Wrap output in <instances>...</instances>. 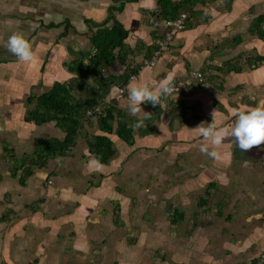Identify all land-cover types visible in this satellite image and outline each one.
<instances>
[{
    "label": "crops",
    "instance_id": "crops-1",
    "mask_svg": "<svg viewBox=\"0 0 264 264\" xmlns=\"http://www.w3.org/2000/svg\"><path fill=\"white\" fill-rule=\"evenodd\" d=\"M184 1L91 0L84 13L75 20L63 17L62 10L52 0H0V58L5 55L0 61V75L4 65H8L3 67L5 71L17 72L8 71L10 75L5 74L0 80V87L3 88L0 90V140L5 142L8 137L16 144L23 140L21 138L27 131H32L26 140H31L35 149L28 156L23 153L18 162L37 158L39 139L45 142L64 140L66 133L55 121L38 124L30 116V112L38 106L39 99L58 85L72 86L70 93L74 104L85 107L91 96L96 95L94 92L106 83L105 95L97 109L109 105L116 108L117 120L112 125L116 127L118 121L126 119L132 123L138 118L144 121L139 127L133 126L130 142H125L115 132H102L97 121L96 127L88 126L85 131L91 133L94 130V136L76 139L66 155L50 158L46 166L28 163L21 177L17 174V168L14 172L9 171V167L4 169L1 160L4 151L0 147V193L5 194L0 196V264H256L262 257L264 143L261 147L262 158L257 163L258 174L262 176L260 179L257 177V184L252 179L256 174L251 172L241 178L240 185L227 188L218 185L222 193L225 189L231 190L223 195L230 197L235 204V212H229V219L235 222L233 229L227 232L215 228L217 236L210 237L208 231L200 235L196 233L195 224H191V230L187 227L189 231L184 235L187 239L181 230L182 238L174 232L169 237L165 235L157 239L144 224L146 215L141 216L138 210L133 215L134 224L130 225L128 213L124 210L128 197L124 192H118L120 174L129 164L140 161V155H128L140 142L144 146L151 143V148L155 149L163 139L165 142L173 139V143H167L171 147L184 145L192 156L203 155L205 160L204 165L201 163L199 166L200 173L209 176L213 173L219 176L220 172L225 174V170L227 172L228 168H233L232 164L242 165L245 152L253 150L243 151L235 141L229 139L219 147L221 159L214 160L200 151V144L205 141L193 128L211 122L214 109H217V127H224L222 125L230 119H236L237 109L264 104V0H198L191 9L182 7ZM165 9L169 13L178 11L176 16L187 12L186 27L170 31L173 39L168 43V49L162 51L155 66H145V62L166 41L169 31L165 22L171 20L173 14L166 16ZM116 24L122 25L125 32L122 47L114 51L116 62L103 69L97 77L79 73L83 65H91L90 59L97 51L94 38ZM14 32L23 33L32 44L36 51L33 61H20L8 50L6 41ZM74 36L81 39L77 49L70 46ZM47 54L48 58L42 60V56ZM244 54L253 55L247 68L238 60ZM73 55L76 58L71 61ZM76 61L77 72L72 69ZM23 63L31 66L24 69ZM136 67L145 70L139 72V78H135L141 84L156 85L162 77L171 75L174 83L191 82V85L180 94L177 92V97L175 94L170 96L162 106L144 103L143 107L152 111L145 118L137 114L134 116L127 110V85L121 86L120 83ZM199 72L202 79L193 75ZM214 81L220 82L218 87ZM240 90H246L245 95ZM91 117L83 118L86 121ZM176 118L179 122L175 121ZM33 131L36 132L34 135ZM160 134L163 137L158 139ZM96 135L109 137L116 151L107 165L101 164L91 153L88 139ZM81 140L86 146L79 152ZM122 149L130 150L125 154L131 158L129 161L122 157ZM16 152L18 148L16 151L14 148L10 150L14 159L18 158ZM237 152L242 155H235ZM93 159L98 164L88 167V161ZM58 161H64L62 164L65 167H60L53 174V187L42 188L41 182L45 179L38 172L47 174L51 164ZM194 162L201 160L195 159ZM110 167L116 174L109 170ZM94 174L96 178L103 177L101 182L91 178ZM195 176L193 181H198ZM212 186L216 187L213 183ZM13 188L15 191H10ZM17 188L21 190L17 191ZM30 192L33 199L41 198L43 207L29 208L26 201L30 200ZM18 193L23 194L21 199ZM177 195L181 194L171 192L166 199H182ZM113 198L117 202L106 206L107 201ZM150 198L154 197L143 193L137 200L141 205L143 200ZM54 199L59 203L55 210H63L65 205L66 209L75 211L70 213L74 218L70 219L66 213L57 212L56 217L51 214L53 209L49 203ZM19 205L28 206L24 209V216ZM100 205L105 206L100 208ZM155 205L158 204L152 207ZM150 206L142 204L143 208L147 207L145 209ZM208 206L206 199L203 208ZM178 211L185 217L184 210L177 207L172 213L174 217H181L177 215ZM228 211L226 209V213ZM174 217L172 220L176 221ZM5 220L9 223L4 224ZM151 227L157 231L158 227L153 223ZM160 246L162 258L158 259L156 254L151 256L153 250ZM112 250L115 252L109 258Z\"/></svg>",
    "mask_w": 264,
    "mask_h": 264
},
{
    "label": "rangeland",
    "instance_id": "rangeland-1",
    "mask_svg": "<svg viewBox=\"0 0 264 264\" xmlns=\"http://www.w3.org/2000/svg\"><path fill=\"white\" fill-rule=\"evenodd\" d=\"M52 1H54L53 4H55L59 8V10H62L60 12L62 13L63 17H68V18L71 17L73 19L77 18L81 13H84V11L88 7L87 3L91 4V0L89 2H83V1H88V0H83V1L82 0H52ZM184 13H187V12H184ZM176 17L172 18L171 20H174ZM75 20H77V19H75ZM78 37L79 36H74V39L72 40V42L70 44L71 47H76V49H77V44L79 42H81V39ZM222 45H224V44H222ZM38 55H40V53H38ZM48 56H49L48 54L46 56H42V58H43L42 60L47 59ZM252 56H253L252 54H244L242 56V58L241 59L238 58V60L241 61L240 64L243 65V67L247 68L248 67L247 64H249L248 61L251 59ZM3 57L0 58L1 59L0 61L3 60ZM75 58H76V55H73L70 57V60L72 61V59H75ZM7 66L8 65L2 66V76L3 77L5 76V74L10 75V73H8V71H11V70L5 71L3 68V67L6 68ZM24 66L25 67H23V68L27 69V67H30L31 65L24 64ZM139 67H141V66H139ZM140 71L143 73V71H145V70L142 71V69H140ZM11 72L17 73L15 71H11ZM199 73H201V72H199ZM139 75H140V73H139ZM139 75H137V78H139ZM2 76L0 75V80L3 79ZM136 79H134V80H136ZM186 80H187V78L184 79V81H186ZM137 83H140V82L137 81ZM219 83L220 82L216 81L215 85L218 87ZM9 85H11V84H9ZM0 90H3V88L0 87ZM239 92L242 95H245L246 90H240ZM239 92L237 95L238 97L240 96ZM174 96L177 97L176 92H175ZM143 108L145 111L143 109H141V111L139 113H137L138 117L140 116L142 118H145L147 114L152 112V111H150V109L148 110V108L146 106H144ZM88 115L93 116V114L86 113L85 117H87ZM87 120H89V121L87 122ZM234 120L235 119H230L227 123L223 124L222 126H224L225 128H228L229 126H231L233 124ZM97 121H98V118H96V117H91V118L86 119V121H85L86 125H84L83 130H82V132H80L78 138L79 139H83V138L85 139L87 136H94L96 133V132H94V130H92L91 133H85V131L87 130V128H89L88 126L94 125L96 127ZM175 121L179 122L178 118H176ZM50 125H52V123ZM16 131H18V130H16ZM29 133H32V131H27V133L21 138L23 140H20V142L18 141V143H16V144L13 143L12 140H10L8 137H7V140H5V142H2L0 140V143H2V144H0V147L4 151L2 153V157H4V158L1 159L2 165L4 166V169L9 167V171L14 172V169L17 168V174L19 177H21L22 176L21 174H23V168L26 167V165H28V163H32V160L26 158L22 161V163L18 162L17 160L21 159V157L23 156V153H24V155L28 156L35 150L34 145L32 144L31 140H26ZM35 133L36 132L33 131V135ZM37 135L38 134H36V136ZM14 137H17V135H14ZM160 137H163V136L160 134L158 139ZM92 139H95V138L92 137ZM229 139H233V138L227 137L226 141ZM170 140L171 141L165 142V140L163 139L162 143H158L157 146L154 147L155 149L151 148L152 147L151 143L147 144L148 146H144L143 142H140L139 144H137V147H135L134 150L130 151V150L122 149V151H123L122 157L124 159H126L127 161H129L131 159V158H128V155L133 156L132 154H134V155H140L141 156V158L139 159L140 161L138 163H134L133 165L129 164V166L126 167L125 172H122V174H120V176L118 175L119 176L118 179L120 178V181H118L120 191H118V192H124L126 194V196L128 197V202H127V205L124 208V210L126 211V213H128V219H129L130 225L134 224L133 215H136L137 214L136 212L138 210L141 216L146 215L145 219L147 218V220L144 224H145L146 228L148 227L151 229L148 232L150 234L154 235L157 239L164 237L165 235H168V237H169V235L173 234L174 232L177 233V235H176L177 237L182 238L181 233H183V237L186 238L187 236H184V235H185V233H188V231H189V230H186V228L189 227V229L191 230L193 224H195V226H196V228H195V229H197L196 233L199 232L200 235H203L202 233L208 231L210 237H211V235L212 236L218 235V232L216 231L215 228H217L219 230L224 229L225 232H227L230 229L232 230L233 229L232 227H234L235 220L229 219V214H230L229 212H231V213L235 212V204H234L233 200L230 199V197L225 196L226 197L225 198L223 195V193H229L231 190L225 189L222 193L221 191H219L218 187L220 186L221 188H227V187H234L238 184L240 185V183L242 181L241 178H244L245 176H247L251 172H254L256 174L255 175L256 177L254 176V177H252V179L254 180L255 184H257L259 182L260 176H262V175L259 176L258 168H257V163L262 158V156H261L262 144L257 145V146H253L252 152H250V151L245 152L246 157H245V160L242 162V165L232 164L233 168H228L227 172L225 170V174L220 172L219 176L214 174V173L209 176L208 174L206 175V173H204V172L200 173L201 167H199V166L201 165V163L204 165V160H205L203 158V155L202 156H197V155L192 156L191 151L190 152L187 151L184 145H182V146H175L174 145L171 147V145L167 144V143H173L172 142L173 139H170ZM81 142L82 143L79 142V144H78L79 145V150H78L79 152H82V150L86 146V143L84 142V140H81ZM233 142H234V140H233ZM257 147H259L260 149H255ZM12 148H14L15 151L18 148V152H16V154L18 156L17 159H14L10 153V150H12ZM141 149H144L145 151H143ZM129 151L131 152V154H128ZM237 153L238 154H235V155H238V156L242 155L239 152H237ZM125 154H128V155H125ZM259 156H261V157H259ZM205 158L207 159L206 156H205ZM195 159L201 160V162H199V163L194 162ZM62 162H64V161H58V162H54V163L51 162L52 164L49 167L50 170L47 174H44L42 172H38V174L40 176L43 175V177L45 179V180H42V182H41L42 188L47 189V187H49V185L50 186L53 185V181H54L52 179L53 174L55 172H58V169H60V167H65V165L62 164ZM112 166H113V164H112ZM111 167L109 168V170L113 171V169ZM192 168H194L195 171H189L188 172V170H190ZM114 174H116V172H114ZM195 174H196L195 177H197L198 181H193V179H192ZM55 175H57V174H55ZM201 175H202V177H201ZM57 178H59V177H57ZM91 178H93L96 182H101L103 177L96 178V176L94 174L93 176H91ZM56 180H58V179H56ZM263 180H264V178L261 181H263ZM212 183L215 184L216 187H213ZM209 184H210V186H209ZM55 185H56V183H55ZM208 188H211L210 192L206 193ZM20 190H18V188H17V191H20ZM113 190H114V192L116 191L115 189H113ZM10 191H15V189L13 188V190H10ZM175 191H177L179 194H181V195H177V196H180L182 199H174L171 201L167 200L166 198L170 197L169 194L171 192H175ZM143 193H146V194L154 197L153 199L150 198V199L142 201L143 205L151 204V206L148 209H145L147 207L143 208L142 204L140 205V202L137 200L139 198L140 194H143ZM2 194L3 193H0V196H2ZM3 195H5V194H3ZM17 195H18V197H20L19 199H21L23 197L22 193H18ZM207 195H209V196H207ZM6 197L7 196H5L4 198H6ZM29 197H30L31 201L28 199L26 201V203L28 204L30 209H33V208H36L39 206L40 207L44 206V205H41V198L40 197H35L33 199V195L31 194V192H30ZM51 198H53V197H50V199ZM206 199H207V201H209V206L206 207V209H205L203 207H204V202ZM111 200H114V201H111ZM114 202H117V200L115 198L109 199L107 201L106 206H111L112 203H114ZM58 204L59 203L56 199L50 200L49 205L53 209V211H51V214H53L55 216V213L56 214L66 213V215H68V217L70 219L74 218L72 215H70V213L71 212L74 213L75 211L71 208L66 209L65 205L63 206V210H61V209H59L58 211L55 210L56 207L58 206ZM153 204H158V205H155V207H152ZM47 205L48 204H46V206ZM28 206H26V207L20 206L23 208V210H22V208L20 210L22 216L25 215L24 209L28 208ZM104 206L105 205H100V208H102ZM0 207H1V204H0ZM176 207L178 209L184 210V211H182V212H184V215L186 213V215H185V217H183V219H179V217L177 218L176 216L174 217V214H172ZM226 209L229 210L227 213H226ZM179 212L180 211H178L177 215L181 216V213H179ZM7 215H9V214L7 213ZM173 217L176 218L175 219L176 221H173L174 220ZM51 219L53 220L52 217H51ZM172 221L175 223H173ZM3 223L6 224L9 222H8V220H5V221H3ZM136 223H138V222H136ZM152 223L158 227L157 231L155 230V228L153 230V227H151ZM199 228H203L205 231H202ZM180 230H181V233L179 232ZM29 232H32V231H29ZM52 234L54 235L55 232H52ZM158 236H160V237H158ZM174 237H175V234H174ZM5 239H6V237H5ZM1 251H3V249ZM113 252H115V251L114 250L111 251L109 258L111 257V254ZM67 254H68V252H67ZM154 254H156L158 259L162 258V246L153 250V254H151V256Z\"/></svg>",
    "mask_w": 264,
    "mask_h": 264
},
{
    "label": "trees",
    "instance_id": "trees-1",
    "mask_svg": "<svg viewBox=\"0 0 264 264\" xmlns=\"http://www.w3.org/2000/svg\"><path fill=\"white\" fill-rule=\"evenodd\" d=\"M197 1L198 0H186L182 3V7L191 9ZM169 12L168 9H165L164 14L166 16L173 14L172 18L176 17L178 13V11L175 13ZM122 29V25L116 24L111 29L106 30L107 32L105 31L103 34L94 38L93 41L97 51L90 59L91 65H83L79 73L97 77L103 69H107V67L116 62L114 51L122 47L125 37V32ZM72 69L77 72V61ZM138 71V67L131 69L130 73L127 74L125 80L122 81L120 85H128L132 76L137 74ZM105 85L106 83L104 86L101 85V87L94 92L96 95L91 96L85 107L83 105L74 104L73 95L70 93L72 86L69 85H58L39 99L38 106L30 112L31 118L37 121L38 124L55 121L57 125L64 130L66 136L64 140L53 139L50 142L39 139L37 142V158L32 160L33 163L43 167L46 166V161L50 158L63 157L66 155L73 146L75 140L79 137L80 132L83 130L85 124L83 117L86 115L87 111H93L92 117L98 118V125L102 132H115L125 142L131 141V135L134 129L132 121H129V119L118 121L119 123L116 126L117 129L115 125H112V123L117 120V117H115L116 108L113 105H109L99 110L97 109L103 99V95H105ZM94 138L95 139H88L91 153L95 155L96 159H98L101 164L107 165L116 154L112 141L109 137L104 135H96ZM183 217L184 216H181L179 218L183 219ZM261 259L262 257L256 262H260Z\"/></svg>",
    "mask_w": 264,
    "mask_h": 264
},
{
    "label": "clouds",
    "instance_id": "clouds-1",
    "mask_svg": "<svg viewBox=\"0 0 264 264\" xmlns=\"http://www.w3.org/2000/svg\"><path fill=\"white\" fill-rule=\"evenodd\" d=\"M6 46L20 61L31 62L36 57V51L23 33H12L6 41ZM127 89V110L134 116L141 109L144 110V103L162 106L178 90L171 75L162 77L156 85L141 84L135 80H130ZM236 112V119L228 128L217 127V109L212 112L213 119L211 122H204L193 128L199 132L205 141L200 144L201 152L214 160L221 159L222 154L219 147L226 142L227 137H232V140L243 151L264 143V104H258L250 109H237ZM142 124L144 121L138 118L132 126L139 127ZM93 164H98V161L90 160L87 166L90 167Z\"/></svg>",
    "mask_w": 264,
    "mask_h": 264
},
{
    "label": "built area",
    "instance_id": "built-area-1",
    "mask_svg": "<svg viewBox=\"0 0 264 264\" xmlns=\"http://www.w3.org/2000/svg\"><path fill=\"white\" fill-rule=\"evenodd\" d=\"M188 19V14L187 13H180L174 20H167L165 22L166 29L169 31L166 36V41L163 43V46L156 50L155 53L153 54L152 58L150 60H147L145 62V66H155L158 61V57L162 54V51L167 50L168 43L173 39V32L174 30H183L186 27V21ZM171 31V32H170ZM143 69V68H140ZM141 72V71H139ZM139 72L135 75L132 76L131 80L137 78V75ZM194 76H197V78L202 79V74L201 73H193ZM191 85V82H186V83H177L176 86L178 90L176 93H181L187 87ZM88 114H93V111H88ZM259 264H264V254L262 255V259L259 262Z\"/></svg>",
    "mask_w": 264,
    "mask_h": 264
}]
</instances>
